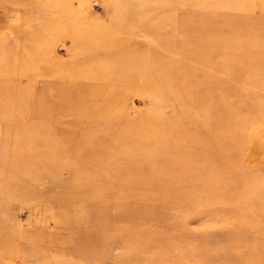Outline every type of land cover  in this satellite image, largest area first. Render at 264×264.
Instances as JSON below:
<instances>
[{
    "label": "rangeland",
    "instance_id": "374dc122",
    "mask_svg": "<svg viewBox=\"0 0 264 264\" xmlns=\"http://www.w3.org/2000/svg\"><path fill=\"white\" fill-rule=\"evenodd\" d=\"M4 46L19 48L20 58L0 64V73L31 90L0 95V264H264V180L253 176L255 186L233 195L239 185L223 167L233 152L208 155L195 115L202 103L186 100L196 82L235 75L245 63L264 77V0H0V56ZM82 98L93 103L78 104ZM171 98L193 117L176 123L170 111L182 107L173 100L156 111ZM257 118L238 128L249 170L264 166ZM134 121L142 127L121 129ZM150 126L163 130L152 137L157 148L118 151L119 164L102 172L110 181L90 180L84 191L67 173L41 175L43 159L31 151L38 143L67 147L65 168H74L78 143H143ZM160 178L181 196H157ZM121 210L134 218L120 219Z\"/></svg>",
    "mask_w": 264,
    "mask_h": 264
},
{
    "label": "bare ground",
    "instance_id": "6f19581e",
    "mask_svg": "<svg viewBox=\"0 0 264 264\" xmlns=\"http://www.w3.org/2000/svg\"><path fill=\"white\" fill-rule=\"evenodd\" d=\"M262 15L263 14L260 13L259 18H260V16L262 17ZM237 26H238V24L235 25L234 28H236ZM189 28H190V26H188V29ZM252 43H254L255 45L258 43L257 44L258 46H260V45L263 46L262 40L261 41L257 40V41L252 42ZM3 48L5 51H7L8 47L4 46ZM14 51L15 52H12L11 49L8 48V51H7L8 53L0 56V64L2 66L3 65L5 66L8 62H10L12 57H15V60L20 58L19 52L21 50H19V48H16V49H14ZM28 53L31 54L33 52L29 51ZM20 54H22V53H20ZM245 64H246L245 66L240 65V66L234 67V69L236 70L235 75L230 74V73L221 74L220 76H217V78L213 82L211 80H209L207 77H205V79H203L204 74H203V76L202 75L199 76V78L201 77L203 80L201 82H196L194 84L195 91L192 94L188 95L186 98L187 101H196V102L202 103L201 108L198 110V112H196L195 115L197 118L196 123L197 124L200 123L197 131L203 140V144L207 145V147L209 148L207 151L208 155L210 157L216 156V155H218V153L221 152V149H229L230 151L233 152L231 154V157L228 160H226L227 161L226 165H223V167H225L224 169L228 172L227 176L231 177V181H233V183H236L239 185L238 193L233 194L235 197L239 196V193L241 194L242 192H246V190H248V188H251L257 184V182L259 180H254L253 176L258 177L262 181L264 180V166L249 170L242 163L243 159H245V154L243 155L242 152L239 150V144L244 143L245 141H244V135L242 134L241 130H239L238 128H240L241 126H244L248 121L252 120L251 118L256 117V116H259V118H257V119H259V121H262L264 123V77H257V75H262L260 73H258V74L257 73H253V74L249 73V70H248L249 63L248 64L245 63ZM249 69H251V68H249ZM184 71H185V69H182L181 73L185 76ZM227 75L229 77H224ZM205 76H206V74H205ZM81 77L83 78V77H85V75L81 76ZM88 77L89 76H86V78H88ZM9 78L10 77H7V75L4 74V72H2V74L0 73V79L4 80L3 82H6L2 86V88H0V95H9V96L13 97V96H15V94H17V96L23 97L26 95V93H28L31 90V87L29 85L18 87L16 84L17 87L16 88L13 87L11 85V83H13V82ZM19 78H20V76L15 77L14 81L17 82V79L19 80ZM230 78H232V79H230ZM181 80H182V78H181ZM82 81H83V79H82ZM170 82L173 84L176 83L172 80H170ZM14 84H15V82H14ZM210 86L213 88L212 90H211ZM222 91L228 92L229 95H227L226 97L225 96L224 97L217 96V94L219 95V93ZM205 93H210V96L208 99L207 98L205 99L201 96V94H205ZM176 99H178V98H171L170 101H168L167 99H162L163 100L162 106L160 108H157L156 111H162V112L168 111L169 110L168 109V103L173 100L174 106L178 105V106L182 107V108H177V109L172 108L170 111V113H172V114L179 115V117L176 120H174V121H177L179 119L176 123H180L181 119L185 120L189 117L192 118L193 117L192 113L189 112L187 109L183 108V106L180 103H176L177 102ZM179 100L183 101L182 99H179ZM58 102L61 103L62 99H59ZM103 102L106 103V102H110V101L108 98H105L103 100ZM88 103L91 104L93 102H90V100L87 98H82L78 102V104H81V105H87ZM24 106H29V104L25 103ZM41 106H42V103L40 101H38V103L35 104V107H37V108H39ZM98 106H100V104ZM45 109H47V108H45ZM37 113H39V112H37ZM151 115L149 116V118L154 119L153 115L152 116ZM156 122H158V121H156ZM202 122L204 124L205 129H204V127L202 129L200 128ZM174 123H173V125H174ZM141 124L134 121V122H131L130 124L128 123L127 125L123 126V128L121 126V129L125 132H126V130L129 132V131H132L133 129H140L142 127ZM169 125H170L169 123H166L165 127L169 126ZM124 129H126V130H124ZM148 129H149L148 130V132H149L148 140L146 142H143V143H138L136 141H128L126 143L123 142V145H121V146H120V144L109 146L107 140H104V139L100 140L101 142H99V144L97 146H91V144L90 145L85 144L86 142L78 143V145L73 146L74 148L77 149L76 152H77V157L79 160L77 166L74 168H72V167L67 168V169L65 168V165H66L67 161L69 160V156H70V154L68 153L69 149L66 150L67 147H61V148L56 147L55 150L54 149L51 150L52 147L48 146L47 144L38 143L37 145H34L32 147L31 151H33L32 153L34 154V156L36 158L43 159L44 171H42L43 174H41V175L57 176V175L61 174L62 172L67 173L69 178L72 177V179H73V182H72L73 188H75L76 191H79V190L84 191L85 189L89 188L90 180H99V181H102L103 183H105V185L107 184L106 182L108 180L106 179V177H104V175H102V172L110 171L112 169V167L113 168L115 167L114 164L117 162L118 157H121V156H118L120 154L118 151L122 152V151L127 150L128 148L129 149H135L136 147L145 146V145H146V147L157 148L158 145H155V143L152 140V137L161 135L160 133H163V130L155 129L152 126L148 127ZM200 131H201V134H200ZM144 139L145 140L147 139L146 136L143 137V140ZM108 146L110 148L112 147L110 151L112 152L111 154L113 157L107 159L103 156L101 151L104 152V150L106 148H108ZM83 147H84V149H81ZM94 148L97 149L98 154L97 153L91 154V151L93 152L92 149H94ZM218 148H220V149L218 150ZM99 152H100V154H99ZM154 154H156V153H154ZM253 154L254 153H252V152H250V154H247L248 157L246 156L247 157L246 161L251 162L250 157L255 155V154L254 155ZM53 158L54 159L58 158L57 160L58 161L60 160V161H59V163H55L52 166L53 168H51V166L49 167V164L51 161H53ZM29 160H30L29 158L28 159L25 158V159H23V162L24 163H26V161L31 162ZM119 162L120 161H118L117 164H119ZM86 164L91 166L92 168H95V169L91 168V170L86 171L84 173L82 171V169H84V165H86ZM245 164H246V162H245ZM26 167H27V165L21 164V166L18 169H21V171H24L26 169ZM124 167H128V166L126 165ZM51 169H53V171ZM126 169H128V168H126ZM233 174H235V175H233ZM240 174H242L245 178H241ZM40 178H43V177H40ZM75 178H77V179H75ZM161 179L162 178H160V180ZM158 181H159V179H158ZM79 182H81V183H79ZM159 182L160 183L156 182L153 186L154 188H159V189H155V190L161 189L160 191H162L157 196L162 195V197H164L165 200L171 199V197L173 195L174 196H181L182 192L176 191L178 189L177 185L170 184L169 185L170 187H168L166 185V182L168 183V181L161 180ZM61 183H62L61 184L62 187H65L68 185L66 181H62ZM127 186L130 187L131 184L130 183H124L123 185H120L119 187L125 188ZM105 189H111V188L105 187ZM124 198H126V197H124ZM147 207H149L147 204H143L140 206L138 211L146 210V209H148ZM131 214L129 215L126 212L122 213V210H121L120 215H118L117 217L122 219L123 217L128 215V216L134 218V216ZM136 214H138V213H136ZM136 214H135V217L138 218L139 216Z\"/></svg>",
    "mask_w": 264,
    "mask_h": 264
}]
</instances>
